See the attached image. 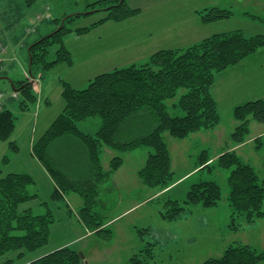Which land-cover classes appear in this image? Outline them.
Returning a JSON list of instances; mask_svg holds the SVG:
<instances>
[{"label": "trees", "instance_id": "trees-1", "mask_svg": "<svg viewBox=\"0 0 264 264\" xmlns=\"http://www.w3.org/2000/svg\"><path fill=\"white\" fill-rule=\"evenodd\" d=\"M24 1L32 6L38 0ZM87 7V11L91 10L88 13L56 20L58 29L40 37L30 46L29 72L32 77H36L35 69L49 71L61 64L73 66L74 59L64 46V36H83L106 23L124 22L141 12L140 9L130 8L126 0H99ZM99 13H103L104 17L91 26L75 30L66 26L82 15ZM198 13L205 25L234 17L231 10L218 6ZM256 19L262 20L259 17ZM54 44H60L61 48L56 59L50 62V47ZM263 52L264 34L247 37L243 31L236 30L214 34L187 48L158 51L142 65L132 64L96 76L85 89L74 88L61 80L64 109L32 148V156L54 182L53 202L62 207V201L68 203L69 194L78 196L81 204L77 216L81 225L91 235L110 242L113 232L107 228L112 220H107V216L99 210L106 207L104 193L111 192L107 183L123 166V155L142 147L150 148L145 165L137 173L138 178L148 188L159 189V193L167 192L175 181L164 133L182 141L200 132L214 131L221 124L218 101L213 93L218 78ZM12 84L14 92L23 96V110L37 103L31 82L22 80ZM180 91L185 93L172 105V113L167 102L176 99ZM232 116L235 127L230 140L234 147H238L249 137L252 122L264 123V99H251L235 106ZM92 118L101 120L97 133L82 132L79 123ZM16 126L14 113L1 109L0 142H7L14 151L18 150V146L11 141V137ZM66 137L79 140L87 154L88 178L84 181H76L55 165L51 147ZM255 149L264 150L263 137L256 138ZM105 150L112 152L107 168L102 162ZM9 163L8 157L2 159L1 164L8 166ZM216 167L229 172L227 199L232 212L231 230L238 232L243 225H252L264 219V178L259 177L254 167L245 163L236 150L225 151L215 161L210 160L207 151H203L197 169L203 171ZM34 184L30 174L8 173L0 169V264L23 263L21 261L28 253L42 251L50 242L56 218L46 210L44 202L39 207L46 212L41 215L33 213L30 205L33 203L38 207L34 203L38 194L30 191ZM222 197V188L216 181H200L191 186L182 204L167 201L161 212L162 219L178 221L187 207L216 208ZM67 213L70 217L71 214ZM135 230L137 236L144 240L143 235L148 230L138 227ZM84 257L80 250L66 246L34 257L27 264H84ZM155 258V244L148 243L127 264H151ZM203 264H264V249L258 250L241 243L230 245L220 257L210 258Z\"/></svg>", "mask_w": 264, "mask_h": 264}, {"label": "rangeland", "instance_id": "rangeland-1", "mask_svg": "<svg viewBox=\"0 0 264 264\" xmlns=\"http://www.w3.org/2000/svg\"><path fill=\"white\" fill-rule=\"evenodd\" d=\"M97 1L38 0L28 6L24 0H0V110L9 109L16 116L17 126L11 141L18 146V150L14 151L7 142H0V162L4 157L12 161L9 166L0 163V169L19 168L22 165L27 169L23 171L39 175L29 159L30 142L32 137L34 143L38 141L63 111L61 80L74 88L85 89L96 76L132 64L142 65L151 55L161 50L187 48L214 34L236 30L243 31L247 37L264 34V0H126L130 8L140 9L138 16L120 23H106L83 36H64V46L74 59L73 66L61 64L49 71L35 69L36 77H32L29 72L30 46L40 37L56 31V20L88 13L91 10L87 11V6ZM214 6L231 10L234 17L203 27L205 24L201 22L198 12ZM192 7L197 11H192ZM103 17V13L82 15L66 26L74 30L84 28ZM258 17L262 20L256 19ZM60 48V44L50 47L48 61L56 59ZM227 74V78H218L213 89L221 115V124L214 131L200 132L182 141L164 133L172 157L175 181V185L167 192L159 193V189L148 188L138 178L137 173L145 165L150 148L142 147L123 155V166L115 178L112 177L107 183L114 186L120 183L123 186L104 193L103 202L106 207L99 211L109 221L126 210L129 212L107 228L113 232L110 242L89 235L90 238L86 237L88 239L78 244L72 243L71 247L77 250L84 245L87 247L86 264H127L148 243L155 244L156 258L151 264H203L210 258L220 257L230 245L239 243L258 250L264 249V219L252 225H243L238 232L231 230L232 212L227 199L229 172L217 167L203 171L197 169L203 151H207L210 160L215 161L231 149L236 150L245 163L253 166L260 178H264V150L255 149L256 138H264V123L252 122L250 135L241 146L234 147L231 143L230 136L235 127L232 110L252 96L238 91L241 78L237 73ZM22 80L33 81L32 89L37 96V103L32 104L28 110L22 109L23 96L14 92L12 84L13 81ZM217 85L220 89L224 86V97L218 96ZM183 93L185 91H180L176 99L167 102L172 113V105L177 103ZM100 125L99 118H92L79 123L78 127L82 132L94 135ZM51 148L55 165L69 177L76 181L88 178L87 154L79 140L66 137L53 143ZM108 161L109 156L103 154L105 168ZM200 181H216L220 185L223 197L219 206L212 209L187 207L180 220H163L161 212L165 203L173 200L182 204L191 186ZM35 190L33 186L30 187L31 193ZM40 193L42 199L48 195L45 187L41 188ZM69 197L75 200L72 203L62 201V211L55 215L58 222L53 231V242L55 238L67 241L68 234L73 239L78 232L82 237L89 233L78 220L79 197L75 194H69ZM137 203L140 204L138 207ZM30 206L33 207V213L38 215V207L33 203ZM67 212L71 214L70 217ZM136 227L148 230L143 235L144 240L137 236ZM43 251L28 253L21 262L37 257ZM93 252L95 255L92 257Z\"/></svg>", "mask_w": 264, "mask_h": 264}, {"label": "crops", "instance_id": "crops-1", "mask_svg": "<svg viewBox=\"0 0 264 264\" xmlns=\"http://www.w3.org/2000/svg\"><path fill=\"white\" fill-rule=\"evenodd\" d=\"M192 11L196 12L197 9L193 8ZM203 27H206V25H204ZM236 73H237V76L239 75V77L241 78L240 79V81H241L240 82V88L238 89V91H244V92L247 93V95L249 94L248 96H252V97H248V98H250L249 100H251V99H259V98H263L264 99V74H263L264 73V52L261 53V54H259V56H254V57L250 58L249 60H247L244 63H242L238 68L230 71V75H233V74H236ZM227 75H224V77L227 78L226 77ZM218 85L216 86L218 96L222 95L224 97L225 96L224 95V92H225L224 86L222 85V89H220L218 87ZM252 93H254L255 95H253ZM216 100H217V97H216ZM91 121H94V123H97L96 120H91ZM33 139H34V137L31 138V142H30V152H29L28 155H29V159H31V161L36 166V168H37V170L39 172V175L36 172H30L29 171L30 172L29 173L28 171H23L22 169H26V168L24 166H22V165L19 168H16V167L15 168H8L7 169V172L8 173L17 172V173H27V174H30L34 178V180H35V184H34L33 187L36 189L35 190L36 194H38V199L35 200L34 203H36V205L39 207L44 202L45 204H47L45 206L46 207V210L47 211H51L53 215H56V213H59V212L62 211L61 210L62 207L59 206V204L54 203L53 200H52V198H51L52 191H53V188H54V182H53V180L51 179V177L49 176V174L47 173V171L43 168V166L32 156V148H33V145H34V140ZM105 153L109 157H111V155H112V152L110 150H105ZM11 162L12 161L10 160L9 165H11ZM116 175H117V173L113 176V178H115ZM116 184H117V186H114V184L113 185L110 184L108 186L109 189L111 191H113L116 187L117 188H122V186H123L120 183L119 184L116 183ZM42 187H45L46 190H47V192H48L47 197L44 198V199H42L41 193H40V190H41ZM126 190L129 191V189H126ZM71 199L69 197L68 200L72 203V201H74L75 198H71ZM149 199L150 198H148V200ZM77 201H78V206H79L81 204V201L80 200H77ZM139 205L140 204L137 203L136 207H138ZM134 208L135 207H133L132 209H134ZM132 209H130V210H132ZM38 212H39L38 214L41 215V214H44L46 211H45L44 208L39 207L38 208ZM127 212H129V210H126L122 215L114 218L111 221V225L113 223H117L119 221V219L123 215H125ZM57 222L58 221H56V223ZM56 223L52 226L50 242L44 248L46 250L43 251V249H42V251H43L42 254H40L39 256H37V258L38 257H41V256H43L45 254L51 253V252H53L55 250L61 249L63 247L71 246L72 243H73V245H74V243L75 244H78V243L82 242L83 239H85L86 237L90 238L89 235H91V233H88V234H86V235H84L82 237L80 235V233L78 232V233H76L74 235L73 239H72V237H70V234H68V236H67L68 240L67 241L60 240L58 238H55V241L53 242L54 237H55L53 231H54V228H55ZM68 231H69L68 233H70V230L69 229H68ZM88 238H86V239H88ZM86 249H87V247H85V245L80 248V252H82L84 254V256H85L84 257V259H85L84 260V264H86V261H88V256L85 253V250ZM91 255L93 257L95 255V253L93 252ZM31 260L32 259H28L25 262L20 263V264H27Z\"/></svg>", "mask_w": 264, "mask_h": 264}, {"label": "water", "instance_id": "water-1", "mask_svg": "<svg viewBox=\"0 0 264 264\" xmlns=\"http://www.w3.org/2000/svg\"><path fill=\"white\" fill-rule=\"evenodd\" d=\"M124 1V0H123Z\"/></svg>", "mask_w": 264, "mask_h": 264}]
</instances>
